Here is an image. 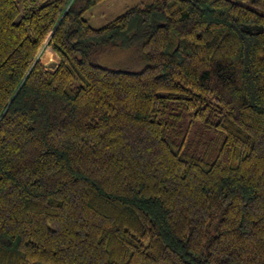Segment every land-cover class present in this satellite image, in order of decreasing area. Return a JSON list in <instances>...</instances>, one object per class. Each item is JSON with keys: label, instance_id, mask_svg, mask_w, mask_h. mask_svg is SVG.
I'll use <instances>...</instances> for the list:
<instances>
[{"label": "trees", "instance_id": "obj_1", "mask_svg": "<svg viewBox=\"0 0 264 264\" xmlns=\"http://www.w3.org/2000/svg\"><path fill=\"white\" fill-rule=\"evenodd\" d=\"M103 1L0 0V264H264V0Z\"/></svg>", "mask_w": 264, "mask_h": 264}, {"label": "rangeland", "instance_id": "obj_2", "mask_svg": "<svg viewBox=\"0 0 264 264\" xmlns=\"http://www.w3.org/2000/svg\"><path fill=\"white\" fill-rule=\"evenodd\" d=\"M151 0H104L93 9L85 14V19L94 28H100L110 23L128 9L142 2H150ZM49 39L46 40L45 46L41 49L36 60L40 61L47 70L56 67V62H60L59 57L49 45ZM52 60L51 64L49 60ZM96 63L108 69H121L129 71H142L147 64L141 59L140 52L137 49L131 50H113L108 51L96 58Z\"/></svg>", "mask_w": 264, "mask_h": 264}, {"label": "crops", "instance_id": "obj_3", "mask_svg": "<svg viewBox=\"0 0 264 264\" xmlns=\"http://www.w3.org/2000/svg\"><path fill=\"white\" fill-rule=\"evenodd\" d=\"M58 59H59V58H58ZM59 60H60V59H59ZM49 63H51V64H54L55 62H54V63H52V60H49ZM56 64H57V65H56V67H57V66H58V64H59V61H58V62H56ZM56 67H55L54 69L50 70V71H51V72H53V71L56 69Z\"/></svg>", "mask_w": 264, "mask_h": 264}, {"label": "bare ground", "instance_id": "obj_4", "mask_svg": "<svg viewBox=\"0 0 264 264\" xmlns=\"http://www.w3.org/2000/svg\"><path fill=\"white\" fill-rule=\"evenodd\" d=\"M49 60V59H48Z\"/></svg>", "mask_w": 264, "mask_h": 264}]
</instances>
